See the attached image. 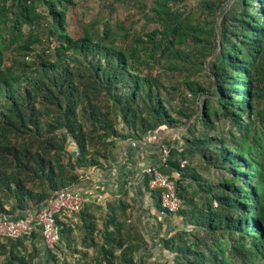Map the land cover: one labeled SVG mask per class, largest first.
<instances>
[{"label": "trees", "instance_id": "obj_1", "mask_svg": "<svg viewBox=\"0 0 264 264\" xmlns=\"http://www.w3.org/2000/svg\"><path fill=\"white\" fill-rule=\"evenodd\" d=\"M185 1L154 0L145 13L154 27L117 44L108 23L68 33L74 0H0V214L82 186L88 169L110 166L119 141L182 127L184 147L165 139L158 167L182 199L167 217L190 227L162 240L174 254L167 264H264V0ZM161 63L163 73L146 71ZM126 195L84 203L54 250L38 233L0 239V264H58L69 254L149 264L137 258L149 245Z\"/></svg>", "mask_w": 264, "mask_h": 264}, {"label": "rangeland", "instance_id": "obj_2", "mask_svg": "<svg viewBox=\"0 0 264 264\" xmlns=\"http://www.w3.org/2000/svg\"><path fill=\"white\" fill-rule=\"evenodd\" d=\"M202 0H186V6L189 8H195L197 4H199ZM154 0H74V5H72L69 9V12L66 15V23H67V31L68 33L78 38L83 34V28L86 25H93L95 28L102 29L106 23L110 25V28L118 34V42L117 44H121L124 42V38H127V41L133 40L140 35L144 36V32L150 28H153L154 25L151 23L147 24V20L145 17V13L151 12V7L153 5ZM147 27L145 28V26ZM102 32V30H101ZM127 32V37L124 33ZM152 63V60H150ZM162 65H154L152 70L146 69L148 72L152 73H163L164 67ZM181 79V76H178ZM206 80L205 77H203ZM184 86L176 87V91L172 94L175 95L174 104L175 106H180L181 101L180 98L184 96L182 95L181 90H183ZM189 100L193 101V97H190ZM170 134L168 136V142L171 145L167 144L169 148L171 147H184V143L182 140V135L184 134V130L182 127L179 129H170L168 130ZM173 136V137H171ZM166 145V144H165ZM167 148V146H165ZM74 145L69 148L70 150H74ZM199 160H196V164ZM163 163V157L159 158L157 162H153L155 167H160ZM110 167V166H109ZM109 167L103 168H91L86 171L93 172L97 169L108 170ZM143 190V191H142ZM123 193V192H122ZM126 195V200L130 202L133 206V212L136 219V223L141 229L142 235L148 242V247L144 248L139 254H137V258L144 259L149 264H167V262L172 263L174 254L170 251L166 250L163 244L164 238H170L177 231L182 228L190 229L183 219L178 216L174 217H166L156 213L160 212L157 207H155V211L152 209V205L148 203L149 200H152L150 197V193L146 191V188L140 189L138 193L135 191L127 190L123 193ZM118 197L114 195H109L105 202H101L106 206L109 202L113 201ZM142 199H147L146 204L141 202ZM148 203V205H147ZM156 206V203L153 201ZM156 212V213H155ZM101 213L98 212L97 216H100ZM100 227L102 226V221H100ZM66 242V241H64ZM63 242V245H65ZM77 249L79 251H83L82 247H80V241L77 240ZM29 244V243H28ZM66 246V245H65ZM73 250V249H72ZM71 250V252H72ZM85 251V250H84ZM68 253H70L68 251ZM93 255V249L87 251L88 259ZM63 260L58 264H84V260L80 257V254H69L67 257L61 255ZM1 260V257H0Z\"/></svg>", "mask_w": 264, "mask_h": 264}, {"label": "built area", "instance_id": "obj_3", "mask_svg": "<svg viewBox=\"0 0 264 264\" xmlns=\"http://www.w3.org/2000/svg\"><path fill=\"white\" fill-rule=\"evenodd\" d=\"M163 163L169 156V148L162 146ZM162 163V164H163ZM185 162L182 163V167ZM151 176L150 190L161 191V207L166 216L175 215L182 206V199L177 195L175 180L160 172L157 167L144 172ZM145 183V180H144ZM90 199L74 188H66L56 193L50 200L38 208L18 212L15 215L0 214V239H18L38 233L48 250H54L59 243L61 231L65 226L74 227L77 214L84 203Z\"/></svg>", "mask_w": 264, "mask_h": 264}, {"label": "crops", "instance_id": "obj_4", "mask_svg": "<svg viewBox=\"0 0 264 264\" xmlns=\"http://www.w3.org/2000/svg\"><path fill=\"white\" fill-rule=\"evenodd\" d=\"M169 135L168 130H163L145 135L142 141L117 142L111 152L109 169H97L86 173L83 185L75 188L76 191L100 205H103L101 202H105L109 195L122 196L127 190L138 193L145 186L144 172L154 168L153 162L163 157L162 146H166L164 141ZM142 201L146 204L147 199ZM148 203L155 211L153 200H149ZM159 214L160 212L155 215L159 216ZM39 244L44 247L41 239Z\"/></svg>", "mask_w": 264, "mask_h": 264}]
</instances>
